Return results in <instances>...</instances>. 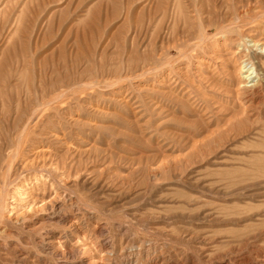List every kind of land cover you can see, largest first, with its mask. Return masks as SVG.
<instances>
[{
  "label": "rangeland",
  "instance_id": "obj_1",
  "mask_svg": "<svg viewBox=\"0 0 264 264\" xmlns=\"http://www.w3.org/2000/svg\"><path fill=\"white\" fill-rule=\"evenodd\" d=\"M240 1L0 0V264H264Z\"/></svg>",
  "mask_w": 264,
  "mask_h": 264
},
{
  "label": "bare ground",
  "instance_id": "obj_2",
  "mask_svg": "<svg viewBox=\"0 0 264 264\" xmlns=\"http://www.w3.org/2000/svg\"><path fill=\"white\" fill-rule=\"evenodd\" d=\"M253 1V0H252ZM252 1L251 0H246L245 1H240V5L242 7V12L241 13H238V15L236 14V19L239 20L240 22L242 23H264V7H262V3H261V0H256L255 1V5L252 4ZM254 2V1H253ZM254 5V6H253ZM240 7V8H241ZM232 14V17L234 16V13H230ZM231 21V19H230ZM233 21V20H232ZM238 23V22H237ZM232 24V23H231ZM234 25V23L232 24ZM231 25V26H232ZM240 25V24H239ZM216 28V27H215ZM228 28V26H227ZM230 28V27H229ZM247 42V41H246ZM253 43L252 46H249V47H264V42L262 43L261 41H255V40H252L250 41ZM245 44V43H244ZM247 44V43H246ZM192 46V45H191ZM243 46V45H242ZM262 49V48H261ZM259 50V49H258ZM264 50V49H263ZM262 50V51H263ZM261 51V52H262ZM249 52V50H248ZM260 52V55L262 54ZM264 52V51H263ZM255 55H259V53H254ZM261 57V67L264 69V59H263V56H260ZM252 59V58H251ZM246 63L247 62H250L249 65L251 66V68L247 69V66L248 65H244L243 67H241L239 69V75L241 74H247V76L244 77L245 80L249 81L251 80L250 82H247L245 84H249L251 82H253L254 80H256V77L258 75V70H257V67L254 65V63H251V60L248 59L247 61H245ZM245 64V63H244ZM242 66V65H241ZM255 75V76H254ZM254 76V77H253ZM260 80V79H259ZM258 80V83L257 85H252V87L254 86V94L259 96V94L261 92L258 91V84L260 83V81ZM255 101V100H254ZM264 101V100H263ZM253 102V101H252ZM260 102V101H259ZM259 104V103H258ZM261 105V104H260ZM259 106V105H258ZM256 108V107H255ZM259 111H260V107H259ZM29 125V124H28ZM57 214V213H56ZM132 254H130L129 256H133V255H136L135 252H131ZM134 257V256H133ZM152 258V257H151ZM135 259V258H134ZM147 261V260H146ZM133 262V259L132 258H128L125 260V264H132ZM154 262V261H153ZM158 264V263H157Z\"/></svg>",
  "mask_w": 264,
  "mask_h": 264
}]
</instances>
